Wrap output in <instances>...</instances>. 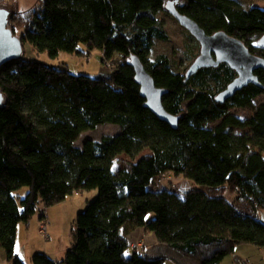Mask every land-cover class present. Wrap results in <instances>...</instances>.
<instances>
[{
    "label": "trees",
    "instance_id": "16d2710c",
    "mask_svg": "<svg viewBox=\"0 0 264 264\" xmlns=\"http://www.w3.org/2000/svg\"><path fill=\"white\" fill-rule=\"evenodd\" d=\"M167 1L44 0L25 25L10 11L8 26L23 47L0 68V243L11 264H25L16 254L18 226L29 223L39 200L49 208L92 189L98 195L78 213L63 260L35 252L32 264H219L240 244L264 248V102L255 103L264 94V68L255 72L260 86L249 84L221 103L216 96L236 77L228 64L187 78L167 56L150 59L155 39L169 38L157 17ZM177 8L207 33L225 31L264 57V8L240 0H179ZM26 43L52 59L62 52L100 51L103 63L123 56L111 74L95 77L26 58ZM133 54L167 90L163 105L179 117L177 128L146 106ZM232 107L254 114L242 118ZM105 123L121 129L75 144ZM145 149L150 153L129 169L114 170L117 156L135 158ZM167 173L193 187L183 194L151 188ZM22 187L29 192L20 198ZM225 188L237 198L228 199ZM127 227L155 233L158 254L132 250Z\"/></svg>",
    "mask_w": 264,
    "mask_h": 264
},
{
    "label": "rangeland",
    "instance_id": "374dc122",
    "mask_svg": "<svg viewBox=\"0 0 264 264\" xmlns=\"http://www.w3.org/2000/svg\"><path fill=\"white\" fill-rule=\"evenodd\" d=\"M245 8L251 6H260L264 8V0H240ZM44 0H0V8H5L11 12L18 11V23L25 25L28 17L38 10ZM21 14V16H20ZM157 17L164 23L165 30L169 38L167 40L155 39L153 49L149 58L154 60L160 55L167 56L173 69L185 73L200 53V44L197 39L168 11H160ZM23 28L18 29V34L23 32ZM83 48V46H81ZM24 56L29 59H36L44 63L56 65L59 68L68 69L75 74H87L95 77H105L113 71L115 66L121 62L122 54L116 53L115 56L106 63L102 62V53L93 52L90 56L76 55L62 52L59 57L52 59L47 53L37 51L31 44H25ZM264 102V94L255 99V103ZM186 107V105H185ZM230 112L242 118L250 117L254 111L242 108L232 107ZM220 120L211 124L215 126ZM121 127L119 124L105 123L98 125L79 134L75 140L76 145H82L87 139H100L107 134H117ZM237 134L247 131L235 130ZM150 153L145 149L137 157L131 158L126 154L116 157L113 163L114 170L129 169L131 164L141 156ZM193 187V183L183 176H177L167 173L156 177L151 188L156 190L171 189L180 194ZM29 192L28 187H22L15 192L17 197L23 198ZM223 194L230 199L235 200L237 193L229 188L223 190ZM97 189L84 190L74 193L66 200L46 208L43 201L39 200L37 211L30 219L29 223L21 222L18 228L16 254L25 264H32L31 257L35 252H43L58 262H61L67 251L74 242L75 224L78 213L84 211L88 204L96 199ZM42 215L44 217L42 218ZM42 220H45L47 227V237L40 232ZM132 240L131 248L139 252H151V255H157L158 247H155L158 239L156 234L148 232L138 240L133 239L131 227L125 229ZM0 264H11L8 261H1ZM166 264H176L173 260H168ZM184 264H195L193 261H186ZM219 264H264V248L253 244H240L236 247L234 254L226 256Z\"/></svg>",
    "mask_w": 264,
    "mask_h": 264
},
{
    "label": "water",
    "instance_id": "95a60500",
    "mask_svg": "<svg viewBox=\"0 0 264 264\" xmlns=\"http://www.w3.org/2000/svg\"><path fill=\"white\" fill-rule=\"evenodd\" d=\"M178 2L179 0H168L165 9L200 44V53L187 70V78L201 68L228 64L237 72V76L216 96V100L221 103H225L249 84L260 86L261 83L255 71L264 68V57L253 54L241 39L225 31L207 33L193 18L178 10ZM10 14L9 10L0 8V68L6 62L17 59L23 54L20 39L8 26ZM258 45L264 48V35L258 41ZM130 63L135 70V80L140 85L141 94L146 99V106L160 119L177 128L179 117L170 114L163 105V96L167 90L156 85L154 78L137 55L130 56Z\"/></svg>",
    "mask_w": 264,
    "mask_h": 264
},
{
    "label": "crops",
    "instance_id": "0c3cea01",
    "mask_svg": "<svg viewBox=\"0 0 264 264\" xmlns=\"http://www.w3.org/2000/svg\"><path fill=\"white\" fill-rule=\"evenodd\" d=\"M18 228H19V226H18ZM146 233H148V232H146L143 228H135L133 231L132 238L138 240V238L142 237V235H145ZM128 236H130V235H128ZM131 242H132V240H131ZM147 253L150 254L151 252H147ZM0 260L1 261H7L6 252H5V249L2 247L1 243H0Z\"/></svg>",
    "mask_w": 264,
    "mask_h": 264
},
{
    "label": "built area",
    "instance_id": "2783aa9c",
    "mask_svg": "<svg viewBox=\"0 0 264 264\" xmlns=\"http://www.w3.org/2000/svg\"><path fill=\"white\" fill-rule=\"evenodd\" d=\"M46 227H47V224H46L45 220H42V223H41V226H40V232H41L45 237H47Z\"/></svg>",
    "mask_w": 264,
    "mask_h": 264
},
{
    "label": "flooded vegetation",
    "instance_id": "af4514ba",
    "mask_svg": "<svg viewBox=\"0 0 264 264\" xmlns=\"http://www.w3.org/2000/svg\"><path fill=\"white\" fill-rule=\"evenodd\" d=\"M235 71V70H234ZM256 72V71H255ZM235 73H236V76H237V72L235 71Z\"/></svg>",
    "mask_w": 264,
    "mask_h": 264
}]
</instances>
